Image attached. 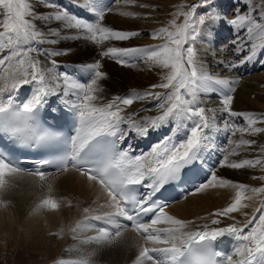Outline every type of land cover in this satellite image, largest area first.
Here are the masks:
<instances>
[{"label": "snow or ice", "instance_id": "snow-or-ice-1", "mask_svg": "<svg viewBox=\"0 0 264 264\" xmlns=\"http://www.w3.org/2000/svg\"><path fill=\"white\" fill-rule=\"evenodd\" d=\"M72 2L89 15L80 17L72 14L52 0H44L45 7L56 9L48 16L38 13L32 0H0V138H7L17 149L55 151L61 146L64 148L63 154L54 159L33 161V169L22 168L21 161L14 158L11 151L0 148V190L8 186L10 177L21 172H28L44 181L48 174L41 169L45 167H54L58 172L75 170L98 184L107 197L98 208H83V219L68 229L72 238L79 240L81 245L111 242L127 230L128 225L121 223V220H126L146 242L140 246L134 264H264V202L251 216L242 212L247 217L243 223L237 221L214 228L204 225L202 229L185 231L193 222L166 213L164 208L167 204L158 198L167 188L190 183V174L195 176L201 171L205 154L215 147L214 133L224 131L235 136L237 132H264V128L255 126L258 121H264V115L243 114L247 117V127H237L227 120L223 128L216 123L217 110L206 108L200 97L217 94L222 105L219 111L229 117L241 115L231 108L232 93L236 91L234 85L239 81L210 73L196 48L197 43H203L202 27L208 23L226 22L236 30L237 39L233 43L238 54L247 53L239 61L227 64L230 69H238L258 54H264V17L257 20L251 12L238 11L233 19L225 20L219 13L211 11L210 0H199L186 11L181 5L173 13L169 25L152 34L154 39H163L164 43L151 48L109 47L100 53L102 57H110L121 65L129 63L124 58H143L167 70L162 81L151 85L152 90L133 92L126 97L116 96L107 103H96L100 99L97 93L102 91L100 81L106 78V73L100 70L102 65L99 61L81 66L87 74L86 79L74 78L66 72H58L60 64L53 59L66 55L70 50H46L37 45L58 43L57 39L49 37H61L67 30H76V34L63 38L84 39L96 45L113 39L128 40L139 33L105 26L103 21L110 9L104 5V0ZM199 7H204L206 11L198 13ZM180 17L183 21L178 24ZM38 20L45 26L59 22V27L48 28L46 33L38 27ZM241 32L246 35L241 36ZM208 35L211 36L210 29ZM257 40L260 43L253 42ZM42 56L50 67L40 59ZM24 86H31L30 94L18 102V94ZM53 98H57L63 108L51 106ZM137 100L156 101L159 114L142 117L138 121L134 119L138 113L121 114L124 112L122 106H131ZM45 112L53 123H48L43 116ZM62 112L71 118L72 135L65 136L59 131L62 126L55 123ZM125 124L128 125L127 130L122 127ZM164 127H168V134L148 152L133 155L131 144L127 148L119 147L131 132L146 138L150 132ZM181 134L182 138L178 139ZM254 143L242 138L235 142V146L250 148ZM233 154L238 153L224 155L220 166L232 169L264 167V158L229 162V155ZM136 186L148 191L140 193ZM210 186H231L236 190L233 201L227 207L211 214L215 217H229L231 213L247 208L249 205L244 201L251 199L245 195L248 191L264 193V186L252 188L233 183L218 177L213 171L210 178L198 184L190 194L202 192ZM48 190L51 192V185ZM60 206L55 198L46 196L33 211L40 208L55 211ZM99 209L107 211L97 214ZM149 213L154 214L150 223L141 222L140 217ZM97 221L103 222L106 227H98L94 223ZM162 223L171 227H154ZM211 223L219 225L221 221L212 219ZM245 229L249 230L245 232ZM63 231L61 229L53 235H60ZM88 231H95L96 235L81 239L80 233ZM226 235L239 242L229 255H224L214 246L218 238ZM149 243L164 246H146ZM94 255L95 251L76 259L61 258L59 264H91Z\"/></svg>", "mask_w": 264, "mask_h": 264}, {"label": "bare ground", "instance_id": "bare-ground-1", "mask_svg": "<svg viewBox=\"0 0 264 264\" xmlns=\"http://www.w3.org/2000/svg\"><path fill=\"white\" fill-rule=\"evenodd\" d=\"M133 1H135V0H132L131 2H133ZM143 1L151 3V6H149V8H154L157 3L160 4V8L158 9L159 13H157V18H156L157 20L159 19V21H153V19H151L150 23L148 22L149 23L148 26H145L142 24L141 29L139 28V30H137V31H143V29L150 31V33L153 31H157L159 28H161V24H162L161 22H163L164 20H167V18L165 17V14L167 11H169V9L172 5V0H143ZM54 2L56 5L61 6V8H63V9H67L70 13L75 14L77 16L86 17L89 15L86 11H84L83 9H81L78 6H75V5L69 6V3L65 2L64 0H55ZM108 2H110V3L108 4ZM112 3H113V1H111V0H104V5L106 7H108L109 9L112 8V6L114 4V3L113 4ZM111 4H112V6H110ZM33 5L35 6L36 11L38 13L44 15V16L51 15L54 11H56V9L45 7L44 3L33 2ZM131 9H132V7L130 5H127L126 7H124L122 9L123 14H122V12H118V13L119 14L121 13V15H126L128 13V11H130ZM117 10H118L117 7H114L110 11H108L105 15L106 21L108 23L105 22V20L103 21V24L105 26L110 27L114 30L116 27L120 28V26H121L120 23L123 22L122 19L116 17L115 12H117ZM162 11H164V13ZM147 21H149V20H147ZM36 23H37V25H39V24L42 25L43 30L46 33L48 31V28L59 27V22H55V23L49 24L47 26H45L44 23L42 21H39V20ZM113 25L116 27L113 28ZM162 25H164V24H162ZM125 27L128 29L126 24H125ZM211 29H215V31L214 32L211 31V36L208 35V32H207L208 30L206 31V41L207 42H213V39H214V37H216L217 34H219V33L222 34L225 31L223 29V27L220 25L213 26V27H211ZM133 32H136V31H133ZM73 34H76V30H67V32L63 33L61 37H55V38L49 37L52 39L57 38L58 43H55V44L48 43V44H50V46H45L43 44H40V45H37V47H40V48L46 49V50H57V51L65 50V49L70 50V51H68V53L66 55L55 56V57H53V59L57 60L59 62V64L67 65V67L61 68V70L64 71L63 73L66 72L71 76L74 73H77L76 75L73 76L74 78H80L81 76H84L86 74H84L82 69L76 68L74 66V64H72V62H75L76 60L80 61L79 63H82V64L94 63L96 61H99V62L102 61L103 62V60H101L102 56L100 55L101 51L109 48V45H111L110 47L120 48L119 42H123V41H118V42L115 41L116 45H114L115 44L114 41L109 40V41H105L101 45H96V44H94L90 41H86L84 39L72 40V39H68V38H63L65 35H73ZM207 36H209V38ZM151 38L144 39V40H142V39H140V40L139 39H136V40L128 39V40H126L127 42H129L127 48L148 46L151 43H154L158 46V45L164 43L163 39H158V38L154 39L153 36ZM104 44L107 45L108 47L105 46L106 48L103 49L102 47ZM209 49L210 48L207 45H201L200 51H199V57H204L206 54H208V59L210 58V60H213V62L211 63V62H209V60H206V59L202 60L200 58V60L204 63L205 68L210 73H212L213 75H217V76L232 79V80H238L239 83L234 85L236 88V91L234 93H232L233 96L236 98V100L241 105H244L246 107L247 104L252 102L250 99V96L254 95L255 99L257 100V103L253 104V105L255 107H258L259 109H262V110H252V111H257V112L263 111L262 107H264V89L261 88V84H264V78H261L259 80L260 83L255 84L254 86L248 84V82H253L252 80L254 78L260 77L258 75L249 76L248 75L249 73L255 71V70H251V69L252 68H258V69L263 68L262 67L263 64L254 65V64H250V62H249L248 64H244L241 67H239V72L231 73V72L236 70V69H230L227 66V64L232 59V56H231L232 54L229 55L227 53V50L224 47H222V48H219L220 49L219 55H221L220 58L215 59V57L213 55L216 52L210 51ZM234 54H238L237 50L234 51ZM225 56H228V58ZM40 59L42 61H45L47 66H49V67L51 66L50 64H47L45 57L42 56V57H40ZM221 61H223V63H221ZM102 65H103L104 71H106L107 75H109V79H111L115 73L122 75V72H117V70L114 69L112 63L105 62ZM137 65H140V64H137ZM222 67H225V68L222 69ZM221 72H227V74L221 76L220 75ZM245 74H247V75H245ZM238 75L239 76L245 75L246 77L244 79H242ZM126 76H128V77H126ZM126 76H124V77L126 79H128L131 83L133 80L132 75L130 74V75H126ZM262 76H264V73ZM143 77H144V80H140V81L147 84V87L153 85L154 83L158 84L162 80V77L159 78L157 75H154V74H149V75H146ZM147 87L142 86V85L138 86V87L134 86V85L129 86V88L136 90L134 92H141V93L144 92L146 89L148 90ZM30 90H31V86H24L18 94V102L23 101L24 100L23 97L29 96ZM98 95H99V93H98ZM111 96H112L111 91H107V93H105L104 96H100V99L98 101H96V103H107V100H108L107 98H110ZM127 96H129V95H127ZM125 97H126V95H125ZM103 98L107 99L106 102L103 101L104 100ZM111 100H112V98H111ZM108 102H109V100H108ZM148 104H149V102H148ZM155 104H156V101L152 104H149V106L147 107V105L145 104V101L137 100L131 106H122V107H124V112H122L121 114L124 116H127L131 113H138V115L134 117V119L137 121L140 120L142 117L156 116L159 114V112L157 111ZM203 104L205 106L204 102H203ZM57 105L63 106L62 104L59 103V100L57 98H53L51 100V106H57ZM152 108H155L156 110L155 109L153 110ZM207 108L214 109L213 107H210V106ZM216 108H218V107L216 106ZM216 110H217L216 114L219 116H222L220 114V112H218V109H216ZM245 110L249 111L251 109L245 108ZM152 113H153V115H152ZM209 115H211V113H209ZM236 118L243 121V124L240 127H247L246 115H243V114L237 115ZM224 119L229 121L228 117H226V116L224 117ZM230 121H232V120H230ZM127 126L128 125H126V124L122 125V127L125 128L126 130L128 128ZM168 131H169L168 127H164L162 129H160L159 131H154V134L152 135L153 140L150 142V144L146 147L145 144H147V140H145V143L143 145H140V143H139L138 145L133 147L134 151L132 154L136 155V154H139L141 152L150 151V149L152 148V146L154 144H156L158 141L162 140L164 138V136L168 134ZM226 133L224 131H219V132H216L213 134L215 137V139H214L215 147L213 148V150L210 153H206L205 157L208 158L211 156V159L216 162V165H218L219 164V158H220V157L218 158V156H221L222 153H227V155H228L229 153L235 152L238 154L241 153V154H247V155L251 156V154H250L251 153V151H250L251 147L249 148L247 146H241L240 148H237L235 146V142H238L242 138L254 141L255 137H256L255 134H248V133L242 134V133L237 132L238 134H237L236 139H233L234 136H231L230 139H228L229 146L226 149L224 147L223 142L224 141L227 142V135L230 134L228 132H226ZM134 136H132V132L128 135V137L124 143L126 148L128 147L129 144L132 143L131 140L134 139ZM182 136H183V134H181V136H179L177 138L180 139V138H182ZM258 138H259V140L264 141V138L262 135H259ZM230 141H232V143H230ZM132 146H134V145H132ZM262 149H264V147H262ZM260 154L263 157L264 151H261ZM204 164L207 166L206 161ZM213 171L215 172V170L209 171L210 176H211V173ZM255 172L258 175L256 180L251 179V180H248L247 182L250 184H254L256 187H258L260 185L264 186V179H259V177H264V167H260V169L255 170ZM47 174H48L47 176H51L50 178L52 179V183L50 185H51V187H53L55 189L54 193L57 195H60L61 197H64L61 200V203L69 204V201H70L71 204H73L75 206L80 205L83 208H85V207L98 208V205L103 204L105 202V200L107 199L106 194H104L102 188L98 184H96L92 181H89L85 176H82L79 172H77L75 170L70 169L68 172L47 173ZM34 177L37 179H35ZM32 182H34V184H32ZM40 182H43V181H40L38 176H34V175H30L29 173H22V172L15 174L9 178V183L7 186L9 188L5 191L0 190V199H1L0 217L3 218V220L5 219L4 222L5 221H8V222L11 221V223L20 222V220L23 218V215L27 212V210L31 209L32 204L34 205V200H36L35 198L37 197L39 192L42 190L43 187L40 186ZM235 191L236 190L231 186H229V187H219V186L211 187L210 186L209 188L202 191L203 192L202 194H199L201 192L195 193V194H190L191 193L190 192L181 201L165 207L164 211L166 213H168L169 215L177 218V219H180L183 221L193 222L188 226V228L185 229V231H194V230L202 229L204 225H207L209 228H214V227H224V226H227L228 224H231V223H234L237 221L243 223V222H245L247 217L242 215V212L248 213L249 216H251V214L255 211V209L258 208L262 202H264V193L254 194L251 191L246 192L245 195L247 197H251V199L245 200L244 203H247L249 206L247 208L242 209L241 212L231 213L229 217H215V216L211 215L212 213L216 212L217 210L227 207L233 201L234 196H235ZM11 201L14 202V205H12ZM103 211H107V209H99L97 214H99L100 212H103ZM74 212L79 213L78 210H74L71 212L67 211V212H64L63 218H67L66 221L71 222L73 220V218L75 217ZM44 213L47 214L46 219L44 221L46 223H50V221L48 222L47 219H49V220L51 219V220L55 221L54 219H52V217H51L52 215L58 216V213H56V212H52V213L44 212ZM258 215H259V213H257V216ZM232 217H234V220L232 219ZM35 218H36V215H35ZM212 219H219L221 221V223L219 225H213L211 223ZM34 220L36 222V220H38V218L34 219ZM34 220H32V221H34ZM41 220H39V221H41ZM1 222H2V220L0 219V224H1ZM4 222H3V224H4ZM97 222L101 225H104L103 222H100V221H97ZM38 224L39 223H37V222L35 223L36 226H38ZM43 225H44V223H43ZM31 227H32V225H31ZM154 227H156V228H167V227H171V225L162 223V224L155 225ZM3 228H5V227H3ZM2 230L3 229L0 225V235L2 234L1 233ZM248 230L249 229H245V232H247ZM89 232L90 233H87V234H89V236L90 235L91 236L96 235V232L95 233H93L92 231H89ZM34 233H36V232H34ZM1 238L2 237L0 236V240L3 242L4 237L2 239ZM114 238H118L115 241V243H113V245L119 251L118 254H120L121 257L123 258L124 264H127L132 258H133V260H135L136 256L138 255V252L140 250V246L145 245V243H146L142 239L141 235H139L137 232L132 230V228H130V227H128L127 230L123 231L121 236L114 237ZM222 238H226L222 241V245H221L222 247L225 248L226 247L225 245H230L228 243L231 242V239H230L231 236L226 235ZM238 243L239 242L236 241L235 238L233 237L232 244L230 245V250L227 251V249L225 248V249H222L223 251L222 250H220V251L224 255L232 254L233 249L237 246ZM51 244L53 246H55L54 251H50V253H48L46 251L45 253H46V257L47 256L52 257L51 259L53 260V257L56 256V254L58 253V247H60L61 243L52 239ZM69 244H70V241L68 240L66 243V246ZM146 246L152 247V246H164V245H152L149 243ZM77 248H86V247H84L83 245H81L79 243L77 245ZM109 259L112 261H119L117 259L116 260L113 259V257H110ZM91 261H93L92 264H101L100 261H97L94 258H91ZM103 264H107V261H106V263H103Z\"/></svg>", "mask_w": 264, "mask_h": 264}, {"label": "rangeland", "instance_id": "rangeland-1", "mask_svg": "<svg viewBox=\"0 0 264 264\" xmlns=\"http://www.w3.org/2000/svg\"><path fill=\"white\" fill-rule=\"evenodd\" d=\"M54 1L55 0H52V2L55 4ZM64 1L68 2L69 6H74V5L77 6L76 3L72 2V0H64ZM111 1H113L114 4L112 3L113 6H112V4L110 6H112V8L117 7V9H118L117 12H115L116 17L122 19V21H123L122 23H120V25H121L120 28L116 27L114 25H113V28L116 27L115 30H118V31H125V32L136 31L137 33H139V35L134 36L130 39H134V40H136V39H139V40L140 39H142V40L149 39L152 37V34L154 32H157L160 29L159 28L157 31H153L151 33H150V31H147L146 29H143V31H137V30H139V28L141 29L142 24L145 26H148L151 19H153V21H159V19L158 20L156 19L157 13H159L158 9L160 8L159 3H157L154 8H149V6H151V3L145 2L143 0H141V1L135 0L133 2H131L132 0H111ZM33 2L44 3V0H32V3ZM109 3L110 2H108V4ZM197 3H199V0H172V5H171L169 11H167L165 14V17L167 18V20H164L163 22H161L162 24H164V25L161 24V27H166L169 25V21L173 18V13H175L180 8L181 5L184 6V10L186 11L189 6H191L193 4H197ZM210 4H211V11L219 13L223 18H225V20L233 19L237 15L238 11L239 12H251L252 16L254 18H256L257 20H260L262 17H264V0H210ZM127 5H130L132 7V9L130 11H128V13L126 15H121V13L119 14L118 12H122V14H123L122 9L124 7H126ZM59 7L61 8V6H59ZM112 8H110V10ZM253 8L255 9V11H253ZM81 9H83V8H81ZM205 11H206V9L204 7L197 8L198 13H204ZM162 12L164 13V11H162ZM104 20H105V22H107L106 18ZM147 20H149V21H147ZM182 21H183V17H180L177 20V23L178 24L182 23ZM125 24L127 25L128 29L125 27ZM216 25H220L223 27V29L225 30L224 33H222L223 35L221 33H219L216 35L217 38L214 37L213 42H207L206 41V31L210 29L212 32H214L215 29H211V27L216 26ZM38 27L43 29V26L40 24L38 25ZM240 35L244 36V35H246V33L241 32ZM207 37L209 38V36H207ZM53 38H55V37H53ZM68 39H70V38H68ZM201 39H202L203 43H197L196 44V48L198 50V56H199V51H200L201 45H207L210 48L209 49L210 51H215L216 53L213 55L215 57V59L220 58L221 55H219V51H220L219 48L224 47L227 50V53L229 55L232 54L231 55L232 59L230 62H237L242 58L243 55L247 54V53H243V54H239V55L234 54V51L237 50V47L233 42L237 39V33H236V30L234 29V27L231 26L230 24L226 23V22L206 24V26L202 27ZM72 40H74V39H72ZM112 41H114V43H115L114 45H116V42H118V40H114V39ZM253 42L260 43V41H258V40L253 41ZM119 43H120L119 44L120 48H127L129 42L124 40L123 42H119ZM43 45L50 46V44H48V43H44ZM105 46H107V45L104 44L102 48L103 49L106 48ZM110 46L111 45H109V47ZM153 46H157V45L154 43H151L150 45L143 46V47L151 48ZM59 51H61V50H59ZM225 57L228 58V56H225ZM199 58H201L202 60L203 59L209 60V62H211V63L213 62V60H210V58L208 59V54H206L204 57H199ZM124 59L129 60V63L127 65H121V64L117 63L116 60H114L110 57H101V60H103V62L102 61L100 62L101 65L105 62L112 63L114 69L117 70V72H122L123 76L118 74V73H115L112 76V78L109 79V75H107L106 71H104V68L102 65L100 70L102 72L106 73V78L100 81V86L102 88V91L99 92V95L97 93V95L99 97L104 96L105 93H107V91H111V93H112V96L110 98H107L109 101H111V98L113 99V97H116V96L125 97V95L126 96L130 95L132 92L136 91L132 88H129V86L134 85V86L138 87V86L142 85V86L147 87V84L140 81V80H144L143 76H146L149 74H154V75H157L159 78H161V77H163L164 73L167 71V70H163V69L155 66L154 64H152L151 62H149L143 58L135 57V58H124ZM79 62L80 61L76 60L75 62H72V64H74V66L76 68L82 69L81 66L85 65V64H82ZM249 62H250V64H254V65L263 64V66H262L263 68H260V69L252 68L251 70H255V71L248 74L249 76H251V75L252 76H256V75L260 76L259 78H254L252 80L253 82H248L249 85L254 86L255 84L260 83L259 80L261 78H264V76H262L264 73V54H258L252 61H249ZM137 64H140V65H137ZM62 67H67V65L60 64V67L58 68V72H60V73L64 72L63 70H61ZM223 68H225V67H222V69ZM237 72H239V68L236 69L235 71L231 72V73H237ZM76 74L77 73H74L72 76H74ZM84 74H86V73H84ZM130 74L133 77V80L131 83L128 79H126L124 77V76L130 75ZM225 74H227V72H221L220 73L221 76L225 75ZM245 75H247V74H245ZM245 75H242V76L238 75V76L241 77L242 79H244L246 77ZM126 77H128V76H126ZM80 78L86 79L87 74L84 76H81ZM147 88H148V90L146 89L145 91L152 90L150 88V86H148ZM261 88L264 89V84H261ZM154 91L165 92L167 90L155 89ZM103 99H104L103 101L106 102L107 99H105V98H103ZM200 99L202 102L205 103L206 108L210 106V107H213L215 110L218 109V112H220V114L222 116H219L216 114V123L220 127L223 128V125L225 122V119H224L225 116L228 117L229 121L234 120L233 122L230 121V123L235 124L237 127H240L243 124V121L236 118V116L235 117H229L226 113H222L221 111H219V109L222 107V105L220 103L221 97L219 95L212 94L210 97L202 95L200 97ZM250 99L252 102L247 104L245 107L244 105H241L236 100V98L234 97L233 103L231 106L232 111L239 113V114L251 113V114H255V116H257V117L264 115V107H262L263 111H261V112L252 111V110H262V109H259L258 107H255L253 105V104L257 103V100L255 99L254 95H251ZM108 100H107V102H108ZM148 102H149V104H152L155 101L154 100H152V101L145 100V104L147 105V107L149 106ZM216 106L218 108H216ZM245 108H248L251 110L246 111ZM152 109L154 110L155 108H152ZM152 115H153V113H152ZM255 126L264 128V121H258ZM153 134H154V132H150L146 138H141V137H138L135 134V132H132V136H134V135L135 136H134V139L131 140L132 141L131 144L134 145L133 147H135L139 143H140V145H142L144 143V141L148 140L149 138H152V140H153V136H152ZM237 134L233 137V139L237 138ZM255 135H256L255 140H254L255 143L251 146V150H250L251 156L247 155V154H241V153L229 155V162H240V161H243L245 159L264 158V156L262 157L260 154V152L262 151V147H264V141L259 140V138H258L259 135H262L264 138V132L257 133ZM231 136H232L231 134H228L227 135V142H225V141L223 142L224 147L226 149L229 146L228 139H230ZM224 155H227V153H222L221 156H218V158L220 157L218 165L214 164V161L211 159V156L206 158L207 162L209 164V167L211 169L215 170L216 175L220 178L232 181L233 183H242V184L248 185L252 188H256V186L254 184H250L247 181L251 180V179L256 180L258 175L256 174L255 170L260 169V167H262V166H257L255 168L244 167L241 169H232V168L227 167V166L221 167L220 161L222 160ZM50 177L51 176H46V179L43 182H40V186H42L43 188L39 192L37 197L35 198L36 200H34V205L32 204L31 209L27 210V212L23 215V218L20 220V222H14V223H11V221H9V222L5 221L4 222L5 219L3 220V218L0 217V219L2 220L0 225L3 229L1 231L2 234L0 236L2 238L4 237L3 242L0 240V264H59V261L61 258H64L67 260L76 259V258H80L82 254H86V253L93 252V251H95V255L92 256L91 258H94L97 261H100L101 264L106 263V261H107V264H124L123 258L121 257L120 254H118L119 251L113 245V243H115V241L118 238H114L111 240V242L106 243L104 245H98L95 243H90V244H84L83 245L86 248H77V245L80 242H79V240L72 238V234L69 232L68 229L70 227L75 226L77 221L83 219V217L85 215V213L83 212V207H81L80 205L75 206L73 204L69 205V204L61 203V200L64 197H61L60 195L55 194L54 193L55 189L53 187H51V189H52L51 192H49V190H48L49 185L52 183V179ZM253 177H256V178H253ZM35 179H37V178H35ZM259 179H260V177H259ZM32 184H34V182H32ZM258 187H261V185ZM8 188L9 187H6L5 189H3V191L7 190ZM202 193L203 192H201L199 194H202ZM260 194H262V193H260ZM46 196H51V197L55 198L57 201H59L61 204L60 208L58 210H55V211L49 210L48 208H40L39 211L34 212L33 210L37 207V205L40 203V201L42 199H44ZM11 203H12V205H14L13 201H11ZM0 204H1V199H0ZM74 210H78L79 213L74 212L75 217L73 218V220L71 222L66 221L67 218H63L64 212H67V211L71 212ZM44 212H46V213L56 212V213H58V216L52 215L51 217L55 221H53L51 219L50 220L47 219L48 222L50 221V223H46L44 221L46 219L47 214H45ZM35 215H36V218H35ZM37 218H38V220H36V222L39 223L38 226L35 225L36 222L34 220ZM32 220H34V221H32ZM39 220H41V221H39ZM3 222H4V224H3ZM43 223L45 226L47 224L48 225L45 227L43 225ZM31 225H32V227H31ZM3 227H5V228H3ZM61 229L64 230L62 234L53 235V233H59ZM34 232H36V233H34ZM92 232L95 233V231H92ZM87 233H90V232L88 231V232L80 233L81 239L88 237L89 234H87ZM52 239L61 243L60 247H58V253L56 254V256L53 257V260L51 259L52 257H48V256L46 257V253H45L46 251L48 253H50V251H54L55 246H53L51 244ZM68 240L70 241V244L66 246V243ZM110 257H113V259H115V260L117 259L119 261H112L109 259ZM134 262H135V260H133V258H132L127 264H134ZM92 263H93V261H91V264Z\"/></svg>", "mask_w": 264, "mask_h": 264}]
</instances>
